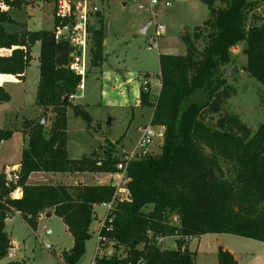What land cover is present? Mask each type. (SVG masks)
Instances as JSON below:
<instances>
[{"label":"trees","instance_id":"16d2710c","mask_svg":"<svg viewBox=\"0 0 264 264\" xmlns=\"http://www.w3.org/2000/svg\"><path fill=\"white\" fill-rule=\"evenodd\" d=\"M33 1L0 0V4L19 9ZM204 1L206 21L180 34L185 52L159 54L157 99H151L140 85L139 106L152 107L151 124L164 127L161 152L128 162L132 198L114 202L98 234L117 248L124 247V253L104 254L96 264H195L188 238L208 233H231L264 242V121L253 131L238 114L223 112L234 90L226 70L234 60L233 49L242 42L245 69L264 84V20L248 23L260 0ZM101 19L98 12L100 26L89 28L90 63L99 67L106 37ZM6 22L19 24L0 7V48L11 49L8 55L0 54V73L22 79L33 60L32 47L39 41L37 100L51 108L55 117L49 130L40 121L23 122L26 143L18 183L8 187L0 172V264H25L5 261L13 242L6 221L16 211L34 229L43 213L59 216L73 236V245L62 252V259L65 264H79L92 236L95 207L112 202L115 184H32L29 176L34 172H120L122 138L107 141L101 152L70 158L67 107L71 105L89 127L92 123L88 111L69 100L81 79L69 68L71 44L57 40L54 29L19 34L7 31ZM201 41L203 48L198 46ZM10 98L0 85V101ZM12 134V128L0 127V142ZM17 186L22 189L21 197L11 195ZM160 237H174L175 247L161 248ZM218 264L238 261L220 247Z\"/></svg>","mask_w":264,"mask_h":264},{"label":"rangeland","instance_id":"374dc122","mask_svg":"<svg viewBox=\"0 0 264 264\" xmlns=\"http://www.w3.org/2000/svg\"><path fill=\"white\" fill-rule=\"evenodd\" d=\"M149 0H99L105 28L104 61L101 67L91 65L84 80V89L77 90L69 97L73 104L80 105L92 116L90 127L81 116L75 115L72 106L67 107L68 156L80 158L91 151L101 152L107 141L115 142L122 138L119 149L131 148L138 139V128L150 124L153 108L137 105L139 89L148 73L150 97L156 100L160 91V53L182 54L186 46L180 34L185 29L193 31L196 25H202L208 18V5L204 0H173L171 6L159 5L154 12L147 9ZM56 0H40L29 13L32 30L54 29V7ZM30 7H28L29 9ZM27 9V10H28ZM27 10L13 12L14 17L22 19ZM259 17L258 19L255 18ZM264 20V0H260L258 9L249 15L248 23L260 24ZM96 18L91 26H100ZM151 21V24L142 30ZM17 22V21H16ZM11 23L17 33L30 32L21 22ZM158 25L164 30L159 31ZM199 42V48H203ZM244 43L233 49L234 60L228 65L227 80L233 87L231 96L226 100L223 112H232L256 131L264 121V84L250 75L245 69L247 55L243 51ZM39 42L33 46V60L27 68L25 78H10L5 88L11 98L0 101V127L12 128L9 139L0 142V172L5 165L20 163L26 137L22 132L25 120L37 123L45 117V128L52 126L55 114L38 103L37 90L40 81ZM111 122V123H110ZM161 130L160 126H155ZM163 132V130H161ZM162 142L153 148L154 155L161 152ZM68 173V172H67ZM62 173L37 172L31 182L71 184L77 181L114 183L117 173ZM94 177V178H93ZM34 178V179H33ZM129 179V178H128ZM29 182V179H28ZM106 206V205H104ZM97 205V214L91 224V238L79 264H90L98 246V234L101 221L106 217L107 206ZM150 207V206H149ZM47 213V212H46ZM46 213L38 221L36 229L17 212L8 218L6 229L13 243L18 244L17 257L8 256L5 260H21L25 264H65L62 252L73 245V236L64 221L56 214ZM175 221V220H174ZM175 239L166 237L160 242L163 249L174 248ZM194 251L195 264H218L220 247L232 252L238 264H264V242L231 233H208L189 240ZM122 255L124 247L117 248L107 242L97 252Z\"/></svg>","mask_w":264,"mask_h":264},{"label":"built area","instance_id":"2783aa9c","mask_svg":"<svg viewBox=\"0 0 264 264\" xmlns=\"http://www.w3.org/2000/svg\"><path fill=\"white\" fill-rule=\"evenodd\" d=\"M98 1L99 0H56L54 8L55 38L57 40H67L71 44L72 60L69 64V68L80 75V83L77 86L80 90L84 89V80L89 67L91 48V32L89 28L91 26V19L96 18L97 13L100 11ZM172 3L173 0H149L147 9L154 12L157 6H171ZM0 7L4 8L5 6L0 4ZM164 29L165 27L163 25H158L159 31ZM144 77L145 80L141 84L145 90L149 91V76L144 75ZM70 97H74V95H70ZM160 127L163 132L161 130H156L151 123L140 126L138 128L139 136L135 145L128 149H120V155L123 160L118 164V168L121 169V171L117 173L118 178L113 183L116 186V191L112 202L103 204L107 206L108 211L112 208L116 200H130L132 198L131 191L127 185L129 181L126 173L128 162L132 159L143 158L154 154V146H156L158 142H162L164 136V127ZM3 174L5 183L8 187L12 184H17L20 179V166H6L3 170ZM20 188V186H17L11 192V195L17 197ZM16 212L21 215L20 211ZM174 220L177 221V218ZM164 238L166 237L159 238V244ZM190 239L192 238H188V240ZM107 242H109L107 238L98 235L96 255L90 264H96L97 257L100 256L97 252L101 249V246ZM18 248V244L12 242V247L9 249L8 256L13 257V259L16 258Z\"/></svg>","mask_w":264,"mask_h":264},{"label":"crops","instance_id":"0c3cea01","mask_svg":"<svg viewBox=\"0 0 264 264\" xmlns=\"http://www.w3.org/2000/svg\"><path fill=\"white\" fill-rule=\"evenodd\" d=\"M39 2H40V0H34L33 2H31V3H26V4H24L21 8H19V9H15V8H9V7H7V6H5L4 7V9H6V10H8V12H9V15L11 16V18L13 19V20H15V21H17V22H21V23H23L24 25H25V28H27L28 30H30V31H38V29L37 30H32V29H30L29 28V25H30V16H31V14L29 13L30 11H32L31 9L33 8V7H35V5H38L39 4ZM28 7H30L29 9H28ZM55 8V7H54ZM28 9V10H27ZM17 10H22V11H24V10H27L26 12H27V16L26 17H23L22 19H19V18H17V17H14V15H13V12L14 11H17ZM5 28H6V30L7 31H9V32H16L17 31V29L16 28H13V26H12V24L11 23H9V22H6L5 24ZM54 25H55V19H54ZM39 30H41V29H39ZM50 30H53V29H50ZM37 42H39V41H37ZM36 42V43H37ZM105 42V41H104ZM39 44H40V42H39ZM34 46V45H33ZM239 46V45H238ZM11 53V49H9V48H0V54L1 55H8V54H10ZM39 55H40V53H39ZM39 55H38V59H39ZM32 56H33V47H32ZM33 58H34V56H33ZM32 62V61H31ZM26 71H27V69H26ZM26 71H25V73H24V76H23V78H25V74H26ZM39 73H40V70H39ZM0 77H4L2 80H0V85H2L4 88H5V83L8 81V79H10V78H13V79H16V78H18V77H16V76H14V75H11V74H2V73H0ZM22 78V79H23ZM6 89V88H5ZM77 90H80V89H77ZM137 105L139 106V99H138V102H137ZM153 113V112H152ZM143 125H146V124H143ZM143 125H141V126H143ZM12 165H18V166H20V163H13ZM12 165H5V167L6 166H12ZM4 167V168H5ZM4 168H3V170H4ZM35 173H37V172H34V173H32L30 176H29V183H32V184H41V183H39V182H34V181H32L31 182V178H32V176L33 175H35ZM83 173H91V172H83ZM67 174H69V173H67ZM91 174H95L94 176H95V178H97L98 176H96V174H98V175H100V174H104V175H106V176H104L103 178H106L107 176L109 177V175L111 174V173H105V172H101V173H91ZM94 178V177H93ZM34 179V178H33ZM54 184H59V183H54ZM73 184H108V182H106V181H97V182H93V183H89V182H84V181H77V182H74V183H71V184H66V185H73ZM22 196V189L20 188V190H19V192L17 193V197H21ZM104 206V205H103ZM104 207H106V206H104ZM107 211H108V208H107ZM107 211H106V213H107ZM51 214H53V213H46V215L47 216H51ZM96 214H97V210H96ZM106 215V214H105ZM41 217H42V215H41ZM40 217V218H41ZM39 218V219H40ZM105 219V218H104ZM104 219L101 221V224L103 223V221H104ZM7 221H8V219H7ZM6 221V222H7Z\"/></svg>","mask_w":264,"mask_h":264},{"label":"water","instance_id":"95a60500","mask_svg":"<svg viewBox=\"0 0 264 264\" xmlns=\"http://www.w3.org/2000/svg\"><path fill=\"white\" fill-rule=\"evenodd\" d=\"M151 24V21L147 24V26L142 30V32H145L146 28ZM68 98V96L65 98V100ZM41 124H46L45 117L41 119ZM111 123V122H110Z\"/></svg>","mask_w":264,"mask_h":264}]
</instances>
